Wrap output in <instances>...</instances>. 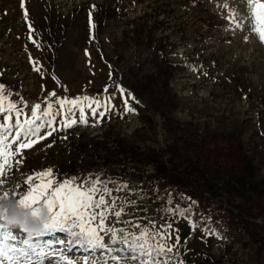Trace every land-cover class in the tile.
<instances>
[{
	"label": "rangeland",
	"instance_id": "obj_1",
	"mask_svg": "<svg viewBox=\"0 0 264 264\" xmlns=\"http://www.w3.org/2000/svg\"><path fill=\"white\" fill-rule=\"evenodd\" d=\"M25 6L39 49L28 39L21 0H0L5 90L34 102L112 97L115 110L25 150L22 171L15 159L11 172L5 169L0 194L11 196L24 176L49 169L56 180L98 176L109 187L124 182L137 193L130 199L138 206L123 221L147 217L157 225L165 220L168 196L173 201L181 194L195 202L193 220H210L217 233L205 236L199 226L175 219L186 264H264V230L240 220L264 226V44L250 30L227 31L232 25L225 18L235 12L243 19L251 8L239 0H26ZM199 143L206 148L187 147ZM229 145H238L240 169L208 158L207 148ZM188 174L195 180L187 181ZM116 196L123 205L124 193ZM13 208L14 223L8 219ZM0 212L12 226L38 224L29 237L39 235L47 218L46 210L32 217L12 198L0 201ZM72 257V264L84 259L77 252Z\"/></svg>",
	"mask_w": 264,
	"mask_h": 264
},
{
	"label": "snow or ice",
	"instance_id": "obj_2",
	"mask_svg": "<svg viewBox=\"0 0 264 264\" xmlns=\"http://www.w3.org/2000/svg\"><path fill=\"white\" fill-rule=\"evenodd\" d=\"M239 2L246 9L251 8L250 14L237 19L235 12H229L225 18L232 27L226 30H250L264 44V2ZM25 4L26 0H21L28 39L39 49L40 38L35 35ZM29 62L34 71H42L33 57L29 56ZM5 89L0 83V184L4 182L5 169L11 172L13 159L16 168L22 171L25 150L33 149L54 132L87 126L90 117L99 122L109 109L115 110L112 97L108 101L59 97L54 102L50 99L34 102ZM118 91L123 97V88ZM55 96L54 91L49 93V97ZM123 103L126 111H133L126 99ZM109 183L98 176L56 180L51 169L24 176L23 185L18 183L11 190V196L9 192L0 194V201L12 198L34 218L39 217L41 210H46L47 218L39 235L29 237L25 228L9 225L0 212V264H72L73 252L84 257L81 264H186L178 230L173 227L175 219L190 221L191 228L199 226L205 236L217 235L210 220L202 216L193 220L195 202L176 204L171 195L166 201L163 223L157 225L156 220L147 217L123 221L121 218L128 210L138 206L130 199L137 193L127 183L118 182L115 187H109ZM118 193H124L123 205L119 203V196L114 198ZM169 215L172 221H168ZM109 221L128 227H115Z\"/></svg>",
	"mask_w": 264,
	"mask_h": 264
},
{
	"label": "trees",
	"instance_id": "obj_3",
	"mask_svg": "<svg viewBox=\"0 0 264 264\" xmlns=\"http://www.w3.org/2000/svg\"><path fill=\"white\" fill-rule=\"evenodd\" d=\"M237 146L229 145L226 148H217V147L216 148H207L206 151L208 153V158L211 159V161L213 162L214 165L226 166V167L230 168L231 170H237V169H240L241 167H243V159L239 155V148ZM187 147H195V148H200V149L206 148V146L203 143H199L198 145L190 144V146H187ZM185 178L187 181H190V182L195 180V178L192 176V174L186 175ZM185 189H186V187H185ZM181 196H182L181 194L175 195L173 198V203L180 204V205L192 203V201L189 198H186L185 196H183L184 199H181ZM259 199L260 200L263 199V202H264V194ZM256 204L259 206L261 204V202H259V203L257 202ZM226 215H230L232 217H239L238 214L235 215V214H233V212H227ZM194 220H197V218H195ZM240 220L243 221L246 226H248V227L252 226V228H254L255 230H257V229L264 230V226L258 227L254 223L248 221V219L245 217L240 216ZM24 228L27 231L29 230L28 226L24 225Z\"/></svg>",
	"mask_w": 264,
	"mask_h": 264
},
{
	"label": "clouds",
	"instance_id": "obj_4",
	"mask_svg": "<svg viewBox=\"0 0 264 264\" xmlns=\"http://www.w3.org/2000/svg\"><path fill=\"white\" fill-rule=\"evenodd\" d=\"M17 216H18V212L13 208L9 213V218H8L9 222H12V223L16 222ZM29 230L32 233H36L40 230L39 225L38 224H32Z\"/></svg>",
	"mask_w": 264,
	"mask_h": 264
},
{
	"label": "bare ground",
	"instance_id": "obj_5",
	"mask_svg": "<svg viewBox=\"0 0 264 264\" xmlns=\"http://www.w3.org/2000/svg\"><path fill=\"white\" fill-rule=\"evenodd\" d=\"M17 17H18V18L21 17V14H20V13H17ZM23 57H25V54H24V53L22 54V58H23Z\"/></svg>",
	"mask_w": 264,
	"mask_h": 264
}]
</instances>
